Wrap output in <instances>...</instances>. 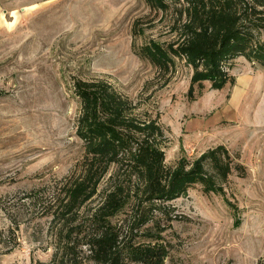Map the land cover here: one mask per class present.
<instances>
[{"label":"rangeland","instance_id":"374dc122","mask_svg":"<svg viewBox=\"0 0 264 264\" xmlns=\"http://www.w3.org/2000/svg\"><path fill=\"white\" fill-rule=\"evenodd\" d=\"M260 3L237 6L264 25ZM187 22L183 0L166 10L146 0H0V264H96L87 243L101 217L123 243L166 245L165 264H264V67L239 57L216 89L183 60L154 66L146 51L181 44ZM77 81L107 83L138 124L159 126L167 168L187 170L223 147V175L210 160V190L192 184L170 203L174 219L154 214L134 228L143 188L126 164L93 171L76 134ZM91 171L92 195L64 208ZM110 195L121 206L104 216Z\"/></svg>","mask_w":264,"mask_h":264},{"label":"trees","instance_id":"16d2710c","mask_svg":"<svg viewBox=\"0 0 264 264\" xmlns=\"http://www.w3.org/2000/svg\"><path fill=\"white\" fill-rule=\"evenodd\" d=\"M158 9L166 10L169 3L179 4L182 0H146ZM170 1V2H169ZM261 5L260 0H249ZM243 2V0H240ZM237 0H183L188 22L183 25L181 44L169 46L153 45L146 52L147 59L159 69L168 70L175 59L185 61L193 72H203L213 87L220 89L229 81L226 66L239 58L264 67V42L257 36L264 31V25L255 19L258 12L245 4L240 12ZM72 91L81 106L77 121L76 134L83 143L85 157L94 165L93 171L104 174L115 164H126L138 178L143 188V196L138 200L139 209L134 228L151 222L154 214L171 221L170 203L186 196L190 185L200 183L208 186L212 183L205 175V164L210 160L218 172L223 175L224 165L216 156L223 147L203 154L192 166L167 168L164 152L160 146L163 136L154 122L138 124L131 118V104L103 81L89 83L77 81ZM227 169V166H226ZM92 171L85 176L84 182H77L68 194L70 200L64 208H70L86 194L92 195L98 180ZM99 177V176H98ZM93 188L89 186L92 184ZM212 188V187H211ZM118 191H120L118 189ZM121 206L119 200L110 195L104 216L111 215ZM111 210V211H110ZM64 215V214H62ZM98 218L97 227H101L97 237L87 244L93 252L96 264H165L169 250L158 242L123 243L119 234L109 226L103 225ZM99 223L101 225H99ZM151 240L155 236L145 235Z\"/></svg>","mask_w":264,"mask_h":264}]
</instances>
